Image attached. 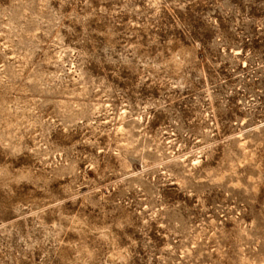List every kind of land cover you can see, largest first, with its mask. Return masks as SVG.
<instances>
[{"label": "rangeland", "instance_id": "1", "mask_svg": "<svg viewBox=\"0 0 264 264\" xmlns=\"http://www.w3.org/2000/svg\"><path fill=\"white\" fill-rule=\"evenodd\" d=\"M0 264H264V0H0Z\"/></svg>", "mask_w": 264, "mask_h": 264}]
</instances>
